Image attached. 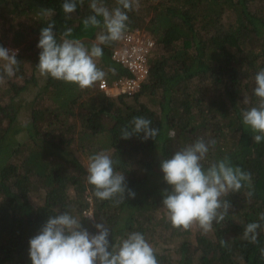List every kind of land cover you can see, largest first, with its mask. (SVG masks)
I'll list each match as a JSON object with an SVG mask.
<instances>
[{"label": "trees", "instance_id": "trees-1", "mask_svg": "<svg viewBox=\"0 0 264 264\" xmlns=\"http://www.w3.org/2000/svg\"><path fill=\"white\" fill-rule=\"evenodd\" d=\"M63 2L0 0V46L16 48L19 60L15 75L0 83V264H31L29 240L61 211L82 219L91 233L96 230L87 217L102 220L110 243L131 232L143 234L158 264H264V227L257 230L256 243L242 236L247 224L264 225L259 221L264 142H253L241 115L257 104L253 89L255 74L264 69V0H138L126 30H146L154 47L148 74L132 96L107 95L98 89L100 80L81 89L39 74L36 45L42 27L55 21L58 41L71 28L68 38L89 48L101 31L83 25L92 15L90 0L78 3L68 20ZM103 3L109 10L117 6L116 0ZM44 8L54 15H41ZM118 42L101 45L103 55L96 60L108 84L130 76L112 58ZM18 78L23 85H17ZM137 116L159 129L154 140L142 141L143 133L120 138ZM198 138L216 142L202 162L205 168L228 157L251 173V187L245 184L226 197L229 214L207 234L173 228L161 205L168 187L161 160ZM83 151L107 153L135 198H96L79 157Z\"/></svg>", "mask_w": 264, "mask_h": 264}, {"label": "clouds", "instance_id": "clouds-1", "mask_svg": "<svg viewBox=\"0 0 264 264\" xmlns=\"http://www.w3.org/2000/svg\"><path fill=\"white\" fill-rule=\"evenodd\" d=\"M84 0H64L61 9L65 20L77 10V4ZM117 6L109 10L103 0H90L92 15L83 20L85 28H100L96 43L87 47L78 39H69L72 29L61 34L60 40L53 31L55 21L42 27L36 45L39 49L37 71L41 76L66 83L76 84L79 88L91 87L102 80L105 72L97 67L96 60L103 55L101 45L119 41L127 28L128 12L139 7L138 0H116ZM41 15H54L53 10L44 8ZM102 18V19H100ZM18 50L0 46V83L11 78L19 70ZM253 94L257 104L241 111L242 121L252 133L254 143L264 142V69L254 76ZM245 104L249 103L244 98ZM152 121L143 116L133 117L121 129V139L140 137L142 141L155 139L158 128L151 127ZM215 140L206 142L198 138L193 143L177 149L171 158L161 160L160 170L167 184L162 192L161 205L165 216L173 228L189 230L198 226L202 234L210 232L215 224H223L232 207L226 197L238 193L247 184L251 187V173L239 166H233L225 157L204 167L209 147ZM86 168V181L94 188V196L99 200H109L117 196L125 200L135 198L136 193L128 188L123 173L114 170L113 159L104 151L91 155ZM251 198L252 191L247 193ZM120 201L117 200L116 203ZM92 221L95 233L82 225V219L61 211L50 215L39 233L29 240L31 264H158L153 247L139 232L128 233L117 243H110V231L104 222ZM264 222V213L259 214ZM264 227L259 222L245 226L243 239L257 242L258 229ZM264 257V248L260 250Z\"/></svg>", "mask_w": 264, "mask_h": 264}, {"label": "built area", "instance_id": "built-area-1", "mask_svg": "<svg viewBox=\"0 0 264 264\" xmlns=\"http://www.w3.org/2000/svg\"><path fill=\"white\" fill-rule=\"evenodd\" d=\"M146 32V31H145ZM141 29H127L113 49L112 58L124 65L129 77H121L111 84L100 80L99 90L107 95L132 96L148 74V57L154 47V39Z\"/></svg>", "mask_w": 264, "mask_h": 264}, {"label": "rangeland", "instance_id": "rangeland-1", "mask_svg": "<svg viewBox=\"0 0 264 264\" xmlns=\"http://www.w3.org/2000/svg\"><path fill=\"white\" fill-rule=\"evenodd\" d=\"M147 18V17H146ZM142 30V29H141ZM142 31H144V30H142ZM146 31V30H145ZM144 31V32H145ZM146 34H148V35H150L151 37H152V35L151 34H149L147 31L145 32ZM153 38V37H152ZM154 39V38H153ZM6 48H8V49H12V50H17L16 48H13V47H11V46H7ZM2 63V61H0V64ZM16 81H17V85H23V83H24V81L22 80V78H18V79H16ZM98 89H99V87H98ZM31 95V93L30 94H27V96H28V98L30 99V96ZM24 115V116H23ZM23 115L21 114V122H23L24 120H26V115L23 113ZM79 157H80V159H81V161L84 163V165H86L87 166V164H88V158L90 157L89 156V153L88 152H85V151H83V152H79ZM193 231H197V230H200L199 229V227L198 226H196V225H194L192 228H191ZM201 231V230H200ZM202 232V231H201ZM192 237H193V235H192ZM194 238V237H193Z\"/></svg>", "mask_w": 264, "mask_h": 264}]
</instances>
